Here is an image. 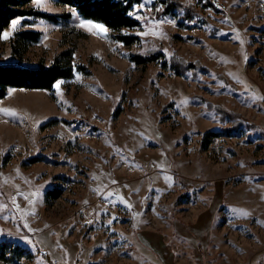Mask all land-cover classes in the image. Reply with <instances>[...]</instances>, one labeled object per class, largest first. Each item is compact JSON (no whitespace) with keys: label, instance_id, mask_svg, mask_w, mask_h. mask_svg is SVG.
Here are the masks:
<instances>
[{"label":"rangeland","instance_id":"rangeland-1","mask_svg":"<svg viewBox=\"0 0 264 264\" xmlns=\"http://www.w3.org/2000/svg\"><path fill=\"white\" fill-rule=\"evenodd\" d=\"M178 1L200 18L141 0L127 47L55 0L28 7L70 19L22 18L0 38V63L47 67L70 48L79 68L0 100L15 110L0 112V242L14 254L0 264H264V0ZM23 31L40 39L13 56ZM172 52L206 71L176 75ZM206 101L261 131L223 135Z\"/></svg>","mask_w":264,"mask_h":264},{"label":"trees","instance_id":"trees-1","mask_svg":"<svg viewBox=\"0 0 264 264\" xmlns=\"http://www.w3.org/2000/svg\"><path fill=\"white\" fill-rule=\"evenodd\" d=\"M33 0H0V33L4 31L9 23L17 17H32L35 19H44L53 23H59L60 20L70 19V14L60 16L50 15L39 12L33 8H29V4ZM58 5L67 6L77 13L82 19L93 21L94 23L104 24L112 34V40L117 44L127 47L133 44L137 36H130L129 30H135L139 27V20L129 14L134 5L140 3L141 0H55ZM161 15L180 14L181 20L190 21L191 19H199L200 14L192 5L184 4L178 0H157ZM206 5L214 8L215 1L205 0ZM221 12V10H216ZM205 21V20H204ZM124 31H121V30ZM216 28L212 26L210 34H215ZM41 33L34 31H23L17 33L10 42V50L13 56L18 51L23 50L30 44L38 42ZM122 41L123 43H118ZM155 56H140L138 54L127 53L130 61L135 64H145L152 61ZM169 67L178 76H185L191 73L192 77L206 71V68L199 63H188L179 57L175 52L170 53L168 57ZM79 71L72 64V50L67 48L54 56L49 66L38 65L34 67H24L19 64L0 63V100L5 97L10 88L25 90H45L51 91L52 86L57 79L68 80L72 78L73 73ZM207 108L213 111L221 124H228L221 128V132L225 136H233L242 128L251 131H261L255 125L249 124L242 116L226 111L225 109L214 106L211 102L206 101ZM59 192L56 190H48L45 193V200L56 199ZM11 247V243L7 241L0 242V259L10 261L14 258V254L7 252ZM14 247L12 252L15 253ZM19 253L22 251L19 250ZM46 257V256H45Z\"/></svg>","mask_w":264,"mask_h":264},{"label":"snow or ice","instance_id":"snow-or-ice-1","mask_svg":"<svg viewBox=\"0 0 264 264\" xmlns=\"http://www.w3.org/2000/svg\"><path fill=\"white\" fill-rule=\"evenodd\" d=\"M34 4L37 7H41L42 6V0H33ZM145 7L144 3H137L136 5L133 6V8L130 10L129 14L130 15H134L136 16L137 19H144V17L140 14L139 9H143ZM22 19V17H17L15 19H13L11 21V29L4 31L3 33H0V38H7L8 36H10L12 34V30L15 29V27L17 26V24L19 23V21ZM227 19V18H225ZM81 25L84 26H91V28H95L98 30V33H107L108 29L106 28V26L104 24H100V23H94L93 21H84L81 20L80 21ZM157 23H159V21H157ZM121 31H124L123 29ZM127 34V33H125ZM140 35H143L144 33H139ZM238 40L240 39L239 37H236ZM118 43H123L122 41H118ZM240 43L243 44L244 41L240 40ZM61 84V80L57 79L55 81L54 87H56L57 89H59V85ZM0 112H4L8 115H15V110L10 109V108H4V109H0ZM37 124H39L40 122L37 121ZM123 158V157H122ZM170 179V177H169ZM100 194V193H98ZM125 204H127V206L129 208H131V204H129L126 200H123V198H120ZM85 203H87V201H85ZM0 207H2V205H0ZM245 215H247V212L244 213ZM87 223H91V221H88ZM109 223H111V221H109ZM75 224V222H73V225H70L69 227H73ZM25 227H27V224H25ZM29 231H32L31 228H29ZM25 239H28V237H24Z\"/></svg>","mask_w":264,"mask_h":264},{"label":"built area","instance_id":"built-area-1","mask_svg":"<svg viewBox=\"0 0 264 264\" xmlns=\"http://www.w3.org/2000/svg\"><path fill=\"white\" fill-rule=\"evenodd\" d=\"M224 7H225V6L221 5L220 3H216L215 6H214V8H215L216 10H219L220 8H224Z\"/></svg>","mask_w":264,"mask_h":264}]
</instances>
